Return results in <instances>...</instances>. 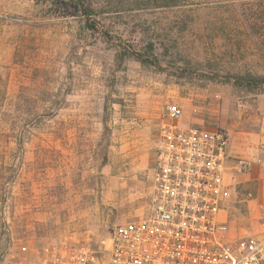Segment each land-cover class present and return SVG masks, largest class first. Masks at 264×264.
Instances as JSON below:
<instances>
[{"label":"rangeland","instance_id":"obj_1","mask_svg":"<svg viewBox=\"0 0 264 264\" xmlns=\"http://www.w3.org/2000/svg\"><path fill=\"white\" fill-rule=\"evenodd\" d=\"M64 1L0 0V264L144 215L173 102L180 125L237 134L227 222L260 230L264 92L233 77L264 76V0Z\"/></svg>","mask_w":264,"mask_h":264},{"label":"built area","instance_id":"obj_2","mask_svg":"<svg viewBox=\"0 0 264 264\" xmlns=\"http://www.w3.org/2000/svg\"><path fill=\"white\" fill-rule=\"evenodd\" d=\"M182 114L177 102L166 106L144 215L95 244L17 264H264V204L260 230L238 235L227 222L231 174L245 162L229 153L226 131L182 126Z\"/></svg>","mask_w":264,"mask_h":264},{"label":"crops","instance_id":"obj_3","mask_svg":"<svg viewBox=\"0 0 264 264\" xmlns=\"http://www.w3.org/2000/svg\"><path fill=\"white\" fill-rule=\"evenodd\" d=\"M254 134L255 143L252 144V147H255L259 151V156L261 163L264 164V115L261 118L260 122L257 124V129L252 131ZM240 138V137H239ZM255 144V145H254ZM243 145L238 140L237 134H232L229 140V153H243ZM261 181L264 182V173L261 175ZM263 188H260L262 195H264V184L262 185Z\"/></svg>","mask_w":264,"mask_h":264},{"label":"trees","instance_id":"obj_4","mask_svg":"<svg viewBox=\"0 0 264 264\" xmlns=\"http://www.w3.org/2000/svg\"><path fill=\"white\" fill-rule=\"evenodd\" d=\"M67 6L71 9L78 10L90 9V5L84 0H65ZM234 81L241 85H246L248 87H259L262 88L264 92V76H252V75H237L234 76Z\"/></svg>","mask_w":264,"mask_h":264}]
</instances>
